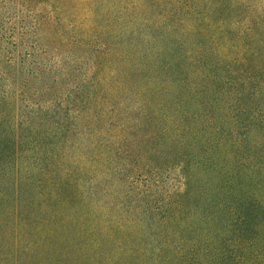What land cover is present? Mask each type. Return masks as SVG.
I'll return each instance as SVG.
<instances>
[{
	"label": "trees",
	"instance_id": "obj_1",
	"mask_svg": "<svg viewBox=\"0 0 264 264\" xmlns=\"http://www.w3.org/2000/svg\"><path fill=\"white\" fill-rule=\"evenodd\" d=\"M76 1L0 0V213L25 194L17 178L28 181L34 160L22 170V154L45 160L52 154L47 150L60 149L72 136L92 139L103 156L120 155L124 148H108L115 130L127 148L131 137V161L149 154L152 167L139 165L137 174L157 175L166 162L181 171V206L194 210L187 213L192 222L184 217L190 232L184 237H191L173 243L183 253L172 262L264 264V141L252 133L262 128L254 121L251 93L235 88L228 66L214 67L201 52L195 60L185 55L171 28L153 23L149 31L126 35L115 16L106 31V1L103 7ZM137 41L144 43L139 54ZM119 46L128 60L114 66ZM104 65L106 72H99ZM208 66L212 74L204 71ZM114 75L124 80L102 89ZM112 93L123 100L111 103ZM161 242L165 255L172 245L168 236Z\"/></svg>",
	"mask_w": 264,
	"mask_h": 264
},
{
	"label": "rangeland",
	"instance_id": "obj_2",
	"mask_svg": "<svg viewBox=\"0 0 264 264\" xmlns=\"http://www.w3.org/2000/svg\"><path fill=\"white\" fill-rule=\"evenodd\" d=\"M95 1L102 7L106 1L110 7L103 19L106 31L115 16L120 26L127 29L126 35L132 33L130 29L149 31L153 23L167 26L173 32V40L182 44L185 55L195 60L201 52L203 60L215 61L214 67L228 66L230 74L237 77L235 88L241 94L251 93L254 121L262 128L252 133L264 141V0ZM69 3L72 5L71 0ZM85 5L86 2L81 9ZM124 38L120 41L125 42ZM137 42V46L135 42L131 45L139 54L144 43ZM200 45L206 50L200 51ZM114 52L111 65L128 60L120 46ZM105 66L99 72L103 68L105 71ZM205 69L212 74L210 66ZM214 71L218 73V69ZM122 80L124 77L114 75L102 81L100 87L106 89ZM123 97L112 93L109 100L116 103ZM127 101L130 100L126 99L122 106ZM244 102L246 99H241ZM77 122L74 126L80 131L83 125ZM255 125L253 122L251 126ZM112 132L115 138L108 136L113 143L108 148H124L120 155L103 156L92 139L76 140L71 136L66 145L60 143V149L47 150L52 154L46 155L45 160L33 158L34 155L20 156L18 165L22 170L26 161L31 167L34 160V167L27 182L21 177L16 179L19 186L22 183L23 198H18L11 210L0 213V264H179L171 258L182 256L183 251L178 252L173 243L191 237H184L190 233L183 229L188 221L184 217L189 218L187 213L194 210L181 206V171L168 160L157 175L137 174L140 168L152 167L149 154H143L140 163L131 161L130 156L136 154L128 140L131 137L126 139L127 148L121 142L124 138L116 139L119 134ZM151 205L152 210L147 213L145 209ZM153 211L157 214L151 217ZM165 236L172 249L162 255L167 246L161 244ZM253 262L258 263L254 259Z\"/></svg>",
	"mask_w": 264,
	"mask_h": 264
}]
</instances>
